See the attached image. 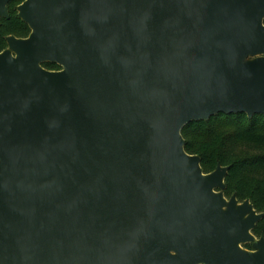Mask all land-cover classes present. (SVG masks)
I'll return each instance as SVG.
<instances>
[{"label": "water", "instance_id": "obj_1", "mask_svg": "<svg viewBox=\"0 0 264 264\" xmlns=\"http://www.w3.org/2000/svg\"><path fill=\"white\" fill-rule=\"evenodd\" d=\"M17 9L31 33L0 51V264H264V212L182 133L264 114V0Z\"/></svg>", "mask_w": 264, "mask_h": 264}, {"label": "trees", "instance_id": "obj_2", "mask_svg": "<svg viewBox=\"0 0 264 264\" xmlns=\"http://www.w3.org/2000/svg\"><path fill=\"white\" fill-rule=\"evenodd\" d=\"M21 0L10 2V17L0 20V51L7 47V37H26L31 31L15 9ZM48 69H59L57 63L45 62ZM186 150L202 158L205 172L216 169L220 163L229 166L225 179V194L237 195L239 201L250 199L255 209L264 212V114L249 117L247 113H219L208 120L193 121L182 130ZM264 236V217L253 230ZM252 249V244L244 245Z\"/></svg>", "mask_w": 264, "mask_h": 264}, {"label": "flooded vegetation", "instance_id": "obj_3", "mask_svg": "<svg viewBox=\"0 0 264 264\" xmlns=\"http://www.w3.org/2000/svg\"><path fill=\"white\" fill-rule=\"evenodd\" d=\"M11 1H12V0H11ZM11 1H10V2H11ZM24 1H25V0H23V1L21 2V4H22ZM10 2H9V5H8V6H9V17H10ZM19 5H20V4H19ZM19 5H18V6H19ZM17 8H18V7H17ZM17 10H18V9H17ZM9 17H8V18H9ZM2 18H6V17H2ZM2 18H0V20H1ZM30 33H31V32H30ZM27 37H28V36H27ZM20 38H25V37H20ZM45 68H46V67H45ZM47 69H48V68H47ZM49 70L58 71V70H61V68H59V69H49ZM248 249H249V248H248ZM252 249H253V248H252Z\"/></svg>", "mask_w": 264, "mask_h": 264}, {"label": "rangeland", "instance_id": "obj_4", "mask_svg": "<svg viewBox=\"0 0 264 264\" xmlns=\"http://www.w3.org/2000/svg\"><path fill=\"white\" fill-rule=\"evenodd\" d=\"M22 1H23V0H21V1H19L18 3L15 4V9H16V10H17L18 5L21 4ZM17 13H18V10H17ZM30 32H31V31H30ZM29 35H30V33L28 34V36H29ZM26 37H27V36H26ZM7 47H8V45H7ZM7 47H6V48H7ZM6 48H4L3 50H5ZM211 172H212V171H211ZM207 173H208V172H207ZM258 238H259V237H258Z\"/></svg>", "mask_w": 264, "mask_h": 264}]
</instances>
